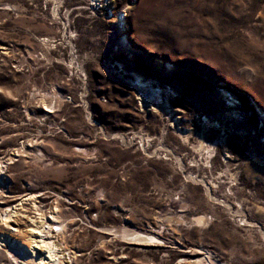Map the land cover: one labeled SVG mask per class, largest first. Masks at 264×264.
Instances as JSON below:
<instances>
[{
  "label": "rangeland",
  "instance_id": "374dc122",
  "mask_svg": "<svg viewBox=\"0 0 264 264\" xmlns=\"http://www.w3.org/2000/svg\"><path fill=\"white\" fill-rule=\"evenodd\" d=\"M52 261L264 264V0H0V264Z\"/></svg>",
  "mask_w": 264,
  "mask_h": 264
},
{
  "label": "bare ground",
  "instance_id": "6f19581e",
  "mask_svg": "<svg viewBox=\"0 0 264 264\" xmlns=\"http://www.w3.org/2000/svg\"><path fill=\"white\" fill-rule=\"evenodd\" d=\"M48 39L47 38H43L42 39V41L44 42V41H47ZM202 142L203 141H200V145L202 144ZM7 211H9V213L11 212L12 213V215H16L15 213H16V207H14V208H10V209H8ZM54 211H55V209H54ZM54 211H52V213L50 214V219H49V221H48V219L47 220H45L44 219V217L42 216V215H40L39 214V221H33L35 224H34V226H36L35 227V229L34 230H36L37 231V233H38V235L39 236H42V235H46V236H52L51 235V230H52V227H53V225H54V222H57V219H56V217H55V215L53 214L54 213ZM5 213V212H4ZM9 216V215H8ZM3 217V216H2ZM10 217V216H9ZM14 217V216H13ZM50 220L53 222H50ZM30 221V220H29ZM32 221H31V224H33L32 223ZM194 221H195V223L196 224H198V225H200V224H202V219L201 218H196V219H194ZM55 227V226H54ZM33 230V231H34ZM110 231H114V234L117 236V237H120V238H125V239H130V240H135V241H138V240H147V241H149V239H154V237H152V236H149V235H143V234H140V233H133V234H126L124 231H122L121 229H114V230H110ZM36 233V232H35ZM53 233V232H52ZM33 233L32 232H26V235H25V237L26 238H28L29 236H31ZM55 236V235H54ZM142 236H144V237H142ZM30 238V237H29ZM42 239V238H41ZM26 242H28V241H26ZM46 242V241H45ZM43 243V242H42ZM47 244V248L50 250V249H52V247L54 246V244L53 245H51V243L50 242H47L46 243ZM45 246V245H44ZM45 248V247H44ZM54 248V247H53ZM48 253V252H47ZM49 254H50V252H49ZM19 255V254H18ZM52 255V254H51ZM50 256V255H49ZM50 258V257H49ZM54 258V257H53ZM55 260H57V259H55ZM58 262H55V261H52L50 264H57ZM27 264H29V263H27Z\"/></svg>",
  "mask_w": 264,
  "mask_h": 264
},
{
  "label": "built area",
  "instance_id": "2783aa9c",
  "mask_svg": "<svg viewBox=\"0 0 264 264\" xmlns=\"http://www.w3.org/2000/svg\"><path fill=\"white\" fill-rule=\"evenodd\" d=\"M52 232H53V233L58 232V228H57V227H52Z\"/></svg>",
  "mask_w": 264,
  "mask_h": 264
}]
</instances>
